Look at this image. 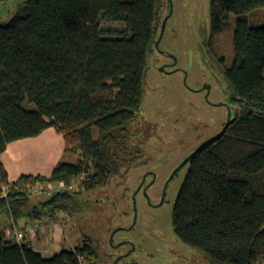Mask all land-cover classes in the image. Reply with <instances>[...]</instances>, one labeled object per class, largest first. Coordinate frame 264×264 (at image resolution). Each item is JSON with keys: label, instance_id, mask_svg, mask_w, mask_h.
Instances as JSON below:
<instances>
[{"label": "trees", "instance_id": "obj_1", "mask_svg": "<svg viewBox=\"0 0 264 264\" xmlns=\"http://www.w3.org/2000/svg\"><path fill=\"white\" fill-rule=\"evenodd\" d=\"M170 5L24 0L9 21L0 22V193L9 189L0 197V215L18 223L74 209L80 192L107 184L113 173L107 154L121 167L142 160L139 130L131 124ZM263 6L264 0H212L213 33L230 30L231 14L237 16L235 59L226 73L238 108L225 132L191 157L173 208L177 235L202 250L209 264L264 263V25L248 17ZM27 100L36 109H26ZM50 127L79 159L60 161L50 176L25 174L11 182L1 159L8 144ZM61 183L67 189L31 202V187ZM29 237L17 243L1 230L0 264H99L87 239L47 257Z\"/></svg>", "mask_w": 264, "mask_h": 264}, {"label": "rangeland", "instance_id": "obj_2", "mask_svg": "<svg viewBox=\"0 0 264 264\" xmlns=\"http://www.w3.org/2000/svg\"><path fill=\"white\" fill-rule=\"evenodd\" d=\"M23 1L0 2V22L9 21ZM171 1L162 40L149 57L141 109L131 124L134 131L139 130L135 140L143 158L121 167L107 154L113 170L107 184L80 192L74 209L57 213L63 217L67 233L53 240L47 237L40 244L41 230H36L34 245L44 256L87 239L99 255V264H114L120 256L117 264H209L205 253L182 241L174 228L173 208L189 164L178 170L165 200L156 204L170 172L218 136L230 113L233 116L237 111L236 92L226 73L235 59L237 16L231 14L230 30L213 33L212 0ZM248 17L253 25H264V6L249 12ZM105 25L119 26L114 22ZM24 106L36 109L28 100ZM79 157L67 153L65 161L75 162ZM147 173L146 184L154 181V173L157 178L142 188ZM75 188L79 190L78 185ZM30 195L34 204L47 196ZM26 221L21 218L17 225ZM14 227L12 217L0 215V231L12 236ZM52 229L46 227L43 236H52L56 232Z\"/></svg>", "mask_w": 264, "mask_h": 264}, {"label": "crops", "instance_id": "obj_3", "mask_svg": "<svg viewBox=\"0 0 264 264\" xmlns=\"http://www.w3.org/2000/svg\"><path fill=\"white\" fill-rule=\"evenodd\" d=\"M66 154L64 135L59 133L54 127H50L38 136L18 139L9 143L7 149L1 155V159L9 173V180L15 182L25 174L50 176L56 165L60 161H65ZM40 230L38 232L40 238L38 243L40 244L47 237L53 240L64 236L68 231L65 224L52 229L56 230L52 236H43L45 234L43 231H46V229ZM6 235L9 238L8 233ZM34 248L40 252L35 245Z\"/></svg>", "mask_w": 264, "mask_h": 264}, {"label": "built area", "instance_id": "obj_4", "mask_svg": "<svg viewBox=\"0 0 264 264\" xmlns=\"http://www.w3.org/2000/svg\"><path fill=\"white\" fill-rule=\"evenodd\" d=\"M64 189L67 188L63 183H61L58 186H55L53 184H48V185L41 184L31 187L30 191L32 195L35 194L51 195L53 192L57 190H64ZM8 192H9L8 186H4L2 192L0 193V197H6L8 195ZM14 224H15L14 227L15 231L13 232L12 236L8 234L9 240L17 243H21L22 241H24L26 236L29 235V233H32L29 239H30V243L34 246L36 230L38 228L44 230L46 229V227L56 228L58 226H62L63 217L58 214H48L36 220H27L26 223L21 227L18 226L17 224L19 223H15V221Z\"/></svg>", "mask_w": 264, "mask_h": 264}, {"label": "water", "instance_id": "obj_5", "mask_svg": "<svg viewBox=\"0 0 264 264\" xmlns=\"http://www.w3.org/2000/svg\"><path fill=\"white\" fill-rule=\"evenodd\" d=\"M170 4L172 5V1L170 0ZM168 18H169V15H167L165 18H164V20H163V24H162V29H161V33H160V36H159V38H158V40H157V42H156V46L157 47H159V44H160V42H161V40H162V37H163V34H164V31H165V27H166V23H167V20H168ZM176 62V61H175ZM162 70H164V67H162L161 68ZM206 88V87H205ZM207 88H209V86H207ZM231 120H232V117H231V113H230V116H229V119H228V121H227V123H226V125L224 126V128L222 129V131L220 132V134L219 135H221V134H223L224 132H225V130L227 129V127L230 125V122H231ZM217 137V136H216ZM214 139V138H213ZM210 141V140H209ZM201 147V146H200ZM199 147V148H200ZM198 148V149H199ZM197 149V150H198ZM197 150H195L194 152H192L176 169H175V171H174V173L176 172V171H178V169H180L181 167H183L185 164H187L189 161H190V159H191V157L194 155V153L197 151ZM174 173L172 174V176L174 175ZM171 176V177H172ZM122 258V256H120L117 260H116V262L114 263V264H117V262L120 260Z\"/></svg>", "mask_w": 264, "mask_h": 264}, {"label": "flooded vegetation", "instance_id": "obj_6", "mask_svg": "<svg viewBox=\"0 0 264 264\" xmlns=\"http://www.w3.org/2000/svg\"><path fill=\"white\" fill-rule=\"evenodd\" d=\"M157 47V46H156ZM176 60V59H175ZM231 117H232V115H231ZM227 123V122H226ZM226 125V124H225ZM224 125V126H225ZM188 157V156H187ZM186 157V158H187ZM185 158V159H186ZM184 159V160H185ZM183 160V161H184ZM187 164H189V162L187 163ZM179 166V165H178ZM177 166V167H178ZM177 167H175L171 172H170V174L167 176V178H166V180L164 181V185L162 186V191H161V198H160V200L157 202V204L156 205H160V204H162V202L165 200V198H166V193H167V190H168V187H169V184H170V182H171V180L174 178V176H175V174H177V172L178 171H176L175 173H174V171H175V169L177 168ZM182 168V167H181ZM180 168V169H181ZM179 170V169H178ZM174 173V175L172 176V174ZM147 176H149V173H147L146 174V176H145V181L142 183V188L143 187H145V188H148L150 185H152L153 184V182L156 180V178H157V174L155 175V173L153 174V179H154V181L152 180V182L151 181H149V183L148 184H146L147 183ZM172 176V177H171Z\"/></svg>", "mask_w": 264, "mask_h": 264}, {"label": "bare ground", "instance_id": "obj_7", "mask_svg": "<svg viewBox=\"0 0 264 264\" xmlns=\"http://www.w3.org/2000/svg\"><path fill=\"white\" fill-rule=\"evenodd\" d=\"M31 219H32V217H31ZM36 219V218H35ZM17 221V220H16Z\"/></svg>", "mask_w": 264, "mask_h": 264}]
</instances>
